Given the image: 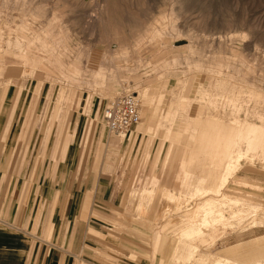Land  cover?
<instances>
[{
	"label": "rangeland",
	"instance_id": "1",
	"mask_svg": "<svg viewBox=\"0 0 264 264\" xmlns=\"http://www.w3.org/2000/svg\"><path fill=\"white\" fill-rule=\"evenodd\" d=\"M128 92L141 120L121 138L103 114ZM0 128L22 261L37 244L33 264H165L129 225L146 196L177 264H264V0H0ZM182 164L198 192L170 186Z\"/></svg>",
	"mask_w": 264,
	"mask_h": 264
},
{
	"label": "crops",
	"instance_id": "2",
	"mask_svg": "<svg viewBox=\"0 0 264 264\" xmlns=\"http://www.w3.org/2000/svg\"><path fill=\"white\" fill-rule=\"evenodd\" d=\"M92 106H91V110L93 111V114L95 116H97V109L92 107ZM148 116H151V114L149 113ZM3 122H4V126H5V122H6L5 116L3 117ZM212 123L216 126V123H214V120H211L210 123L206 125V128L207 127L210 128V124H212ZM200 125H201V122L199 121V119H197L193 123L186 124L185 129L192 130L195 132V131L200 130ZM218 126H219V124H218ZM201 129H203V128H201ZM3 131L5 132L4 129L0 128V137H2ZM203 131L204 132L207 131V133H210L211 130L203 129ZM219 132L222 133V136H225V134H226V133L224 134L223 130H221V129H218V128L213 129V131H211V139L213 140V137L219 136L218 135V134H220ZM179 135H181V134H179ZM179 135H177L178 136L177 141H180L181 137ZM118 137L123 138L124 135L118 136ZM211 142H213V141H211ZM188 145H191V144L189 143ZM2 151H5V145L1 144V140H0V154L2 153ZM198 152H200V151H198ZM185 157L186 156H182L180 158V160L185 162V159H186ZM254 157L255 156L253 155V157H249L246 160L253 161ZM166 159H168V158H166ZM194 160H196V162H200L199 158L197 156L194 157ZM241 161L242 160H239V163ZM200 166H201V164L191 165L190 167L182 164L181 167H182L183 173L180 176H178V178H175L174 180L171 179L169 181L170 186L174 187L176 190L186 192V194H188V192L190 193L191 190H193V193L198 192V186H197L198 181H196V183H194L191 181V179L193 177L196 178V176L199 172ZM247 170L252 171V169L249 167L245 171H247ZM190 174L192 176L191 179L189 178ZM240 177L242 178V176H240ZM241 178H238V179L240 180ZM177 179H180V180H177ZM154 182L157 183V180H154L153 183ZM5 184H6L5 175H3L2 172H0V198L3 200V203L0 202V212H2V214H3V216H1V213H0V264H28V262L27 263L25 262V261H27L26 260L27 258L24 261H22V257L20 256V255H23L24 253H26L25 250L21 249L22 245H23L21 234H19L17 231L7 230V227H6V223H5V219H4V216H5L4 215L5 214V202H4L5 188L3 187ZM93 191L95 193L94 198H96L97 190L94 188ZM150 198H152V196L149 195L148 199H150ZM145 199H146V196H143V198L140 201L136 202L133 205L136 208L137 213L135 215L134 214H131V215L128 214L127 215L128 221L130 222L129 225H131L133 227V229L140 235V237L144 238V239L150 238V236H152V235H150L151 232H155L156 251H157V254H159V256L157 255L159 262H164L165 264H168L170 257L172 256L173 262L171 264H177V262L179 261L178 260V257H179L178 253L183 248V246H182V244H180L178 242L179 240L177 239V237L175 238L172 235L171 236L168 235L166 223L163 219H161L162 216L163 217L165 216V212L164 213L160 212V206L161 205L159 204V202L158 201L154 202V203H152V205H151V202L150 203L148 202L149 205H145ZM2 200H0V201H2ZM151 200L152 199H150V201ZM90 203H91V198H90V194H89L84 199V202H83V207L81 210L82 216H86L88 214L87 210L90 206ZM144 208H146L147 211H150V215H148V216L143 215ZM27 252L29 253V256H30L29 264H33L34 261L36 260L37 254H38V245L36 244L33 247L30 246ZM41 253L38 256V259L40 257L39 262H46L47 264H55V262L57 261L56 259H54L53 254H51L50 252L47 254V252L45 251L43 255ZM10 254L16 255L17 257L19 255V257H18V259L16 256L15 257L13 256V258H11L9 256ZM7 255H8V257H7ZM37 263H38V261H37ZM77 264H89V263H85V262L80 263L79 262Z\"/></svg>",
	"mask_w": 264,
	"mask_h": 264
},
{
	"label": "built area",
	"instance_id": "3",
	"mask_svg": "<svg viewBox=\"0 0 264 264\" xmlns=\"http://www.w3.org/2000/svg\"><path fill=\"white\" fill-rule=\"evenodd\" d=\"M103 117L111 133L126 135L141 120L138 95L128 92L116 96L105 108Z\"/></svg>",
	"mask_w": 264,
	"mask_h": 264
},
{
	"label": "bare ground",
	"instance_id": "4",
	"mask_svg": "<svg viewBox=\"0 0 264 264\" xmlns=\"http://www.w3.org/2000/svg\"><path fill=\"white\" fill-rule=\"evenodd\" d=\"M252 144H254V143H252ZM207 204H209V203H207ZM205 205H206V203H205ZM203 206V205H202ZM204 209H206V208H204ZM190 231V230H189ZM188 234V233H187ZM217 260H219V258L217 259ZM218 262V261H217ZM221 262V261H220ZM221 264H223L222 262H221Z\"/></svg>",
	"mask_w": 264,
	"mask_h": 264
}]
</instances>
